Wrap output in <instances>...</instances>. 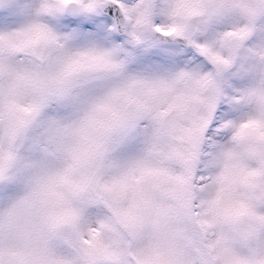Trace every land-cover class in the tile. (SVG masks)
I'll return each mask as SVG.
<instances>
[{
	"label": "snow or ice",
	"instance_id": "obj_1",
	"mask_svg": "<svg viewBox=\"0 0 264 264\" xmlns=\"http://www.w3.org/2000/svg\"><path fill=\"white\" fill-rule=\"evenodd\" d=\"M0 264H264V0H0Z\"/></svg>",
	"mask_w": 264,
	"mask_h": 264
}]
</instances>
